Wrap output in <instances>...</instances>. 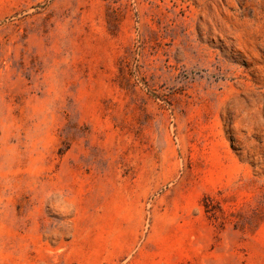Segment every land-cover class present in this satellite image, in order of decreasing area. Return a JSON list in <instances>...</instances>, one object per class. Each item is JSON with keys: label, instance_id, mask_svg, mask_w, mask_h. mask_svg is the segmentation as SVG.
Returning <instances> with one entry per match:
<instances>
[{"label": "rangeland", "instance_id": "rangeland-1", "mask_svg": "<svg viewBox=\"0 0 264 264\" xmlns=\"http://www.w3.org/2000/svg\"><path fill=\"white\" fill-rule=\"evenodd\" d=\"M0 138L76 203L0 264H264V0H0Z\"/></svg>", "mask_w": 264, "mask_h": 264}, {"label": "clouds", "instance_id": "clouds-1", "mask_svg": "<svg viewBox=\"0 0 264 264\" xmlns=\"http://www.w3.org/2000/svg\"><path fill=\"white\" fill-rule=\"evenodd\" d=\"M61 68L62 65L52 58L48 66L49 87L55 86L59 89ZM57 98L54 96L48 101V111L56 107ZM37 146L38 142H17L13 145L0 138V253L8 247L10 233L16 228L18 216L15 213L14 201L20 193L27 192L36 205L45 207L50 215L60 219L76 213L75 201L44 184L35 169L23 174L17 172L20 160Z\"/></svg>", "mask_w": 264, "mask_h": 264}]
</instances>
